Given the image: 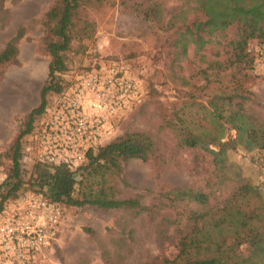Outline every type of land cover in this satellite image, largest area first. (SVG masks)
<instances>
[{"label": "trees", "instance_id": "trees-1", "mask_svg": "<svg viewBox=\"0 0 264 264\" xmlns=\"http://www.w3.org/2000/svg\"><path fill=\"white\" fill-rule=\"evenodd\" d=\"M147 2L140 5V12L145 19L161 24L163 0ZM199 3L210 20L222 25L241 23L245 43H264V0ZM108 5H113V0H53L44 13L39 51L50 58L48 76L39 106L25 117L6 153L9 176L0 188V212L21 195L28 183L68 207L121 210L133 219L147 218L155 227L160 249L176 238L180 240L175 256H156L147 264H264V123L252 109L259 103L250 88L256 78V59L246 47L231 63L199 72L197 83L160 108L159 130H169L179 147L198 151L193 170L208 175V191L169 187L151 205L145 204L140 195L122 197L120 185L128 186L125 169L130 161L158 162L163 157L157 139L144 131L117 135L91 150L74 172L64 165L50 168L38 163L29 167V178L23 180L27 172L22 164L24 140L34 132L37 117L45 112L49 99L69 86L65 78L68 54L76 43L82 48L84 41L94 38L97 23L92 12ZM4 6L5 0H0V10ZM25 35V28H18L0 50V74L5 66L19 62V44ZM231 152L249 157L258 168L256 175L248 176L242 165L231 159ZM218 187L229 189V195L215 197Z\"/></svg>", "mask_w": 264, "mask_h": 264}, {"label": "rangeland", "instance_id": "rangeland-1", "mask_svg": "<svg viewBox=\"0 0 264 264\" xmlns=\"http://www.w3.org/2000/svg\"><path fill=\"white\" fill-rule=\"evenodd\" d=\"M147 1L113 0V5L93 11L96 34L84 41L82 48L75 44L68 54L65 78L116 63L142 81L145 96L120 123L117 135L148 132L157 139L163 157L158 162L130 161L125 169L128 186H120L122 197L140 195L145 204L151 205L169 187L209 190L208 175H198L193 170L198 151L179 147L169 130H159L160 108L197 83L199 72L231 63L246 47L256 59V78L250 88L259 103L252 109L264 123V57L258 53L264 43H245L241 23L222 25L210 20L199 0H163V22L156 24L140 12V5ZM52 2L5 0L0 10V50L18 28L26 30L19 44V62L5 66L0 74V168L8 176L10 160L6 153L25 117L39 106L41 88L48 76L50 58L39 51V43L44 33L41 19ZM230 157L242 165L248 176L256 175V164L245 154L231 152ZM229 192L218 187L214 195L222 199ZM62 206L64 219L58 241L49 248L48 264H147L156 256L173 257L180 250L178 238L160 249L155 227L147 218L133 219L121 210Z\"/></svg>", "mask_w": 264, "mask_h": 264}, {"label": "built area", "instance_id": "built-area-1", "mask_svg": "<svg viewBox=\"0 0 264 264\" xmlns=\"http://www.w3.org/2000/svg\"><path fill=\"white\" fill-rule=\"evenodd\" d=\"M258 53L264 57V44ZM66 79L69 86L52 98L26 139L24 168L40 163L78 170L91 150L117 136L120 123L145 96L142 81L116 63ZM22 178L26 182L25 173ZM7 179L0 168V188ZM63 219L60 202L25 183L21 195L0 212V264H48Z\"/></svg>", "mask_w": 264, "mask_h": 264}, {"label": "water", "instance_id": "water-1", "mask_svg": "<svg viewBox=\"0 0 264 264\" xmlns=\"http://www.w3.org/2000/svg\"><path fill=\"white\" fill-rule=\"evenodd\" d=\"M76 179H77V180H79V179H80V178H79V176H78V174H77V176H76Z\"/></svg>", "mask_w": 264, "mask_h": 264}]
</instances>
